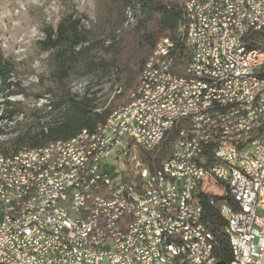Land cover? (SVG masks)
Masks as SVG:
<instances>
[{"label":"built area","instance_id":"built-area-1","mask_svg":"<svg viewBox=\"0 0 264 264\" xmlns=\"http://www.w3.org/2000/svg\"><path fill=\"white\" fill-rule=\"evenodd\" d=\"M255 3L256 10H263L260 29L264 30V0ZM241 5L243 0H209L195 6L197 14L201 8H209V16L204 29L195 33L197 52L187 58L182 74L164 77V69L173 65L165 62L170 39H159L157 57H163V64L153 65L149 81L140 90L142 98L133 102L131 111L125 112L120 122L111 123V134L96 163L88 164V151L83 158H75L69 151L66 176H59L58 184L41 186L40 193H48L45 204H50L53 192L72 199L69 214L42 213L40 208L14 219L7 205L16 207L18 201L11 195L0 197V264H172L156 255L157 246L177 254L175 245H167L170 236L185 237L198 253L205 250L201 223L197 213H191V198L189 205H181V209L172 207L169 191L153 195L146 203L132 200V204H124V195L128 194L121 174L130 172L142 188L147 186L143 184L144 168L137 165L135 147L147 148L150 137L159 130L155 109H164L166 103L176 101H183V108L190 107L207 96L244 97L254 85L264 83L262 74H250L249 60L241 55V41L251 39V30L245 37L236 38L235 26H231V12L240 11ZM220 31H227V39H219ZM206 32H213V38L219 41L218 52H211ZM209 54H216L215 65H207ZM260 56L251 54V58ZM193 68H200V76H193ZM228 74H240L241 83H230ZM208 79H217L219 88H208ZM172 113L162 116V123H167ZM193 140L197 152H189L183 159L184 176L188 174L185 160H198L200 179L202 171L211 172L217 193L231 198V202L223 198L217 204L242 246L238 264H264V135L246 145L235 144V139ZM41 155L46 153L31 156L29 164L38 163ZM172 160L168 171H173ZM57 165L53 175H58ZM0 173L4 180H21L23 184L31 179L25 177L24 171H3V164ZM208 186L203 184V190L211 191ZM164 208H171V218L160 222ZM127 210H134V221L125 219ZM129 224H136L135 236H127Z\"/></svg>","mask_w":264,"mask_h":264},{"label":"bare ground","instance_id":"bare-ground-1","mask_svg":"<svg viewBox=\"0 0 264 264\" xmlns=\"http://www.w3.org/2000/svg\"><path fill=\"white\" fill-rule=\"evenodd\" d=\"M202 2L209 0H185L186 28L183 38L184 45L188 50V57H193L197 52V41L195 33L204 29L206 18L209 16V8H201L199 14L195 11V6H201ZM263 24V10H256L255 0H243L240 11L231 12V26H235V37L243 38L248 30L258 32L264 36V30L260 29ZM219 39H227V31L219 32ZM205 41L209 43L211 52L219 51V41L213 38V32H206ZM174 43L170 40L168 54H165V62H173L175 55L171 50H175ZM160 50L158 41L152 53L146 59L140 73L139 82L131 92L130 102L113 110L102 123L88 131L83 129L73 138L68 140H58L49 144L33 148L22 149L14 155H3L0 153V164H3V171L15 172L24 171L25 177H30V181L23 184L21 180H4V174L0 173V197L11 195L18 205H7V212L14 215V219H22L27 212H35L42 208V213L69 214L72 206V199H63L60 192L52 193V201H48V193H40L42 185L58 184L59 176H66V164H69V151H73V157L83 158L86 156L88 164H95L98 157L104 151L107 144L108 135L111 134V123L120 122L125 112H130L133 102L142 98V87L145 81H149V71H153V65H162L163 57H157ZM251 54L261 55L258 58H251ZM241 55L244 60H249L250 74H262L264 82V47L249 46L246 39L241 41ZM216 54H209L207 65H215ZM172 68L164 69V77H172ZM193 76H200V68H193ZM230 83H241L240 74H228ZM208 88H219L217 79H208ZM175 109H180L174 112ZM172 113L167 123H162V116ZM155 124H160L159 130L148 142L147 148L142 149L155 152L162 145H167V156L159 163L149 168L138 156L135 149V157L139 168H144L143 184L140 186L130 172H122L121 181L123 189L128 195H124V204H132V200L138 203H146L153 195L166 194L169 191L171 205L174 209H181V205H189L191 213H197L201 223V239L206 244L205 250L198 253V248H192L185 237L170 236L167 238V245H175L177 254L172 249H164V246H157L156 255L168 260L172 264H216L217 258L213 252V234L202 220L203 206L201 191L204 185L211 184V172L202 171L198 160H185V168L188 174L184 176V160L188 158L189 152H197L198 140L219 139V142L234 141L238 145L251 144L259 140L264 135V83L254 85L250 92L244 97L241 95L207 96L199 103L191 104L190 107L183 108V101L166 103L164 109H155ZM178 141V144L176 142ZM162 148V147H161ZM25 153V154H24ZM37 153H46L38 158V163L29 164L31 156ZM177 153L179 156H177ZM173 159V160H172ZM172 160L173 171H168L169 162ZM57 162L59 165H57ZM54 165H57L58 175L54 174ZM188 189V191H187ZM207 191V190H206ZM214 198V197H213ZM211 196L209 202L214 204ZM218 208V204H216ZM200 208V209H199ZM219 212L221 210L218 208ZM222 214V213H221ZM225 218V215H223ZM171 218V208H164L160 211V222H167ZM127 221H134V210L125 212ZM223 231L227 236L232 253L231 264H238L242 246L238 237L233 235V226H223ZM136 224L127 226V236H135ZM191 252V255L186 254Z\"/></svg>","mask_w":264,"mask_h":264},{"label":"trees","instance_id":"trees-1","mask_svg":"<svg viewBox=\"0 0 264 264\" xmlns=\"http://www.w3.org/2000/svg\"><path fill=\"white\" fill-rule=\"evenodd\" d=\"M113 2L118 7H136L142 14L136 19L132 29L127 31L121 39L116 40L112 37V40L109 41L107 45L109 49H106L109 54L108 61H89L88 67L97 71H106L110 64H113L115 69L120 67L125 71L123 81L114 91L113 96L99 102L94 95L90 94L88 86L79 94L72 92L64 84L62 78L57 79L56 85L47 92L49 99L44 107H47L48 110L44 115L36 110L33 111V115L22 129L12 138L0 142L1 154L14 155L22 149H33L58 140H68L83 129L94 130L99 123L106 120L113 110L130 102L131 92L139 82L144 63L162 37H168L174 43L173 49L175 50H171L172 53L175 51L172 72L183 73V67L188 58V50L183 41L186 28L185 0H113ZM180 28H182V33ZM250 36L251 39H246L249 46L264 47L262 34L251 31L248 34V37ZM62 42L66 43V47L69 49H60L59 69L57 70L60 75L64 72L63 65L70 58L68 56L79 50L75 51L71 48L86 43L87 38L76 25L61 24L57 27L55 34L47 32L43 39V43L47 47H57ZM9 67V63L0 56V84L2 89H7L5 96L14 93L8 89L10 85H14L10 81L7 82ZM5 103L6 108L1 110L0 120L14 115L19 104L7 100ZM52 113L56 114L52 115ZM161 147L155 152L141 147H135V149L141 160L149 168H152L168 154L167 145ZM201 193L204 210L202 220L213 234V252L217 258L216 264H231L233 260L231 248L223 231L225 218L216 206L221 199L226 198L231 202V198L212 190H204ZM210 196L214 197L216 203L211 204L208 201Z\"/></svg>","mask_w":264,"mask_h":264},{"label":"rangeland","instance_id":"rangeland-1","mask_svg":"<svg viewBox=\"0 0 264 264\" xmlns=\"http://www.w3.org/2000/svg\"><path fill=\"white\" fill-rule=\"evenodd\" d=\"M141 15L136 7H118L113 0H0V56L10 65L7 82L14 83L8 87L14 93L7 96L0 84V112L6 108V100L19 103L14 115L0 120V142L22 129L33 111L44 115L47 92L59 78L72 92L81 94L88 86L99 102L110 99L125 71L113 64L106 71H97L88 67L89 61H108L109 41L121 39ZM61 24L76 25L87 42L71 48L79 50L68 56L60 75V49L69 48L64 42L47 47L43 39L47 32L55 34ZM207 189L218 191L213 183Z\"/></svg>","mask_w":264,"mask_h":264}]
</instances>
